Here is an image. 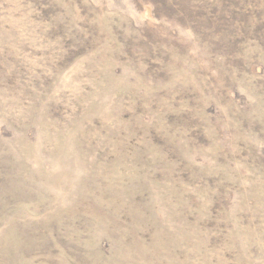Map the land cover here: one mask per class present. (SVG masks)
Returning <instances> with one entry per match:
<instances>
[{
	"label": "rangeland",
	"instance_id": "rangeland-1",
	"mask_svg": "<svg viewBox=\"0 0 264 264\" xmlns=\"http://www.w3.org/2000/svg\"><path fill=\"white\" fill-rule=\"evenodd\" d=\"M0 264H264V0H0Z\"/></svg>",
	"mask_w": 264,
	"mask_h": 264
}]
</instances>
